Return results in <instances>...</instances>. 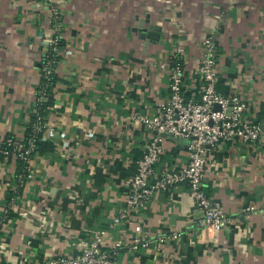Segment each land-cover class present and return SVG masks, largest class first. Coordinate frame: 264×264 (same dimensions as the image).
Instances as JSON below:
<instances>
[{"label": "crops", "instance_id": "crops-1", "mask_svg": "<svg viewBox=\"0 0 264 264\" xmlns=\"http://www.w3.org/2000/svg\"><path fill=\"white\" fill-rule=\"evenodd\" d=\"M50 1L0 0V141L25 138L55 14L73 51L58 64L55 105L45 118L42 141L55 149L31 159L33 178L17 198L18 218L0 232V261L45 264L106 232L109 241L130 243L138 235L151 241L149 248L124 249L114 264H264V139L207 151L204 191L233 221L223 230L200 229L203 210L184 185L156 193L143 208L128 207L129 182L155 135L134 116H155L168 102L162 66L173 47L185 51L191 97L200 44L213 36L218 90L243 97L247 119L264 115V0ZM141 20L148 30L159 27L160 37L141 38ZM189 159L187 145L167 139L155 169L178 170ZM19 168L16 154L0 153V216ZM250 206L256 210L245 212ZM175 232L181 236L172 241ZM159 237L169 240L161 244Z\"/></svg>", "mask_w": 264, "mask_h": 264}, {"label": "built area", "instance_id": "built-area-1", "mask_svg": "<svg viewBox=\"0 0 264 264\" xmlns=\"http://www.w3.org/2000/svg\"><path fill=\"white\" fill-rule=\"evenodd\" d=\"M167 3L170 4L171 0H167ZM58 25V15L55 14L52 18L53 33L48 39L44 54L51 58L47 59L42 68V81L37 92L35 112L40 111L41 105L47 102V82L56 71L54 65L57 60L53 57L63 58L73 55L71 49H59V42L64 39ZM200 48V62L193 72L195 93L191 97L185 93V51L182 47L176 46L171 52L170 61L162 66L170 78L168 102L155 116L140 113L134 116L136 122L158 135H154L137 161L135 174L128 186V207L130 210L143 208L156 193L170 191L184 185L188 188L190 197L203 210L200 229L218 232L230 226L233 221L227 215L225 208L219 202L209 198L204 191V181L210 173L207 151L223 143L260 144L264 139V130L260 123L247 119L246 113L249 106L243 97L218 90L220 66L214 37L210 35L204 39ZM217 106L218 109H216ZM45 130L46 123L42 117L38 116L33 126V134L26 146L13 138L0 141V153L16 154L25 163L24 174L20 177L22 187L33 178L31 159L37 147L36 143L41 139H39L40 135H44ZM159 134L190 141L188 146L190 159L187 166L178 170L157 171L155 169L166 149L167 139L160 137ZM255 210V206H250L245 212L252 213ZM2 215L0 224L4 227L8 215L6 208L3 209ZM123 217L124 214H120L114 221L115 225L120 224ZM136 231L141 234L140 228ZM180 236L175 232L170 240L176 241ZM168 240L165 237L158 238L161 244ZM140 246L144 248L151 246L147 236L143 238L140 235L135 236L128 243L122 239L109 241L107 233L102 232L96 239L82 240L79 250L74 255L52 258L45 264H114L124 249L128 247L137 249ZM0 264L4 263L0 261Z\"/></svg>", "mask_w": 264, "mask_h": 264}, {"label": "trees", "instance_id": "trees-1", "mask_svg": "<svg viewBox=\"0 0 264 264\" xmlns=\"http://www.w3.org/2000/svg\"><path fill=\"white\" fill-rule=\"evenodd\" d=\"M58 47H59L60 50H64L65 49L64 40L59 42ZM48 58H51V56H49V55H44L43 56L42 68L45 65V63L47 62ZM53 59L57 60L56 61L57 63L54 65V67L57 69L58 64L62 60V57L55 56V57H53ZM57 82H58V79H57V74H56V71H55V73L52 75V78L47 82V84H48L47 93H46L47 102H45L44 104L41 105L40 111L35 112V113H33L31 115L30 121H29V123L26 126L25 138H24V140L22 142H20L24 146H26V144L28 142V139L33 134V126H34V123L37 121L38 116L42 117L43 121H45L44 119L46 118V116L49 113L50 109H52L54 107V105H55L54 104L55 103L54 89H55V87L57 85ZM263 116L264 115H261L260 118L256 122L261 124ZM42 137H43V134L40 135L39 139L40 138L41 139L39 141H37V143H36L37 147H36L35 152L33 153V156L35 154H38V153L44 154V153H47V152H52L55 149L54 145L43 142L42 141ZM18 159H19V165H20L18 176L21 177L24 174V171H25V163L20 158H18ZM22 189H23V187L20 184V178H16L14 187L11 190L8 191L7 197L5 199V205H4L5 207L4 208H6L8 210L6 223H10V221L18 218V213L15 212V210H16V207L18 206L17 198L22 195ZM1 230H2V225L0 224V232H1Z\"/></svg>", "mask_w": 264, "mask_h": 264}, {"label": "water", "instance_id": "water-1", "mask_svg": "<svg viewBox=\"0 0 264 264\" xmlns=\"http://www.w3.org/2000/svg\"><path fill=\"white\" fill-rule=\"evenodd\" d=\"M140 33L142 34L141 35V38L143 39H148V40H156L160 37V28H156L155 30H148L147 27L145 26V22L144 21H140L139 22V25H137ZM216 109H218V106L216 107ZM263 130H264V125L262 126ZM155 135H158V133H154ZM160 137L162 138H166V139H169L173 142H176V143H179V144H183V145H187L189 146L190 145V141L187 140V139H177L175 137H172V136H168L166 134H159Z\"/></svg>", "mask_w": 264, "mask_h": 264}, {"label": "rangeland", "instance_id": "rangeland-1", "mask_svg": "<svg viewBox=\"0 0 264 264\" xmlns=\"http://www.w3.org/2000/svg\"><path fill=\"white\" fill-rule=\"evenodd\" d=\"M173 49H174V47H173ZM173 49H172V51H173ZM172 51H171V52H172Z\"/></svg>", "mask_w": 264, "mask_h": 264}]
</instances>
